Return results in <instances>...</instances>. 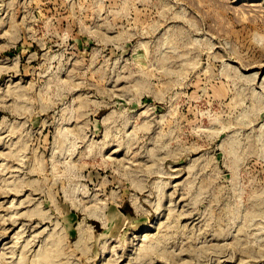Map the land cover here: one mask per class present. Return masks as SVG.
<instances>
[{"label": "rangeland", "instance_id": "obj_1", "mask_svg": "<svg viewBox=\"0 0 264 264\" xmlns=\"http://www.w3.org/2000/svg\"><path fill=\"white\" fill-rule=\"evenodd\" d=\"M0 264H264V0H0Z\"/></svg>", "mask_w": 264, "mask_h": 264}]
</instances>
